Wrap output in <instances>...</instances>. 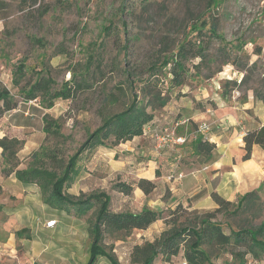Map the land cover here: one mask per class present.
<instances>
[{"label":"rangeland","instance_id":"1","mask_svg":"<svg viewBox=\"0 0 264 264\" xmlns=\"http://www.w3.org/2000/svg\"><path fill=\"white\" fill-rule=\"evenodd\" d=\"M202 21L217 25L218 34L233 47L243 45L241 58L247 74L224 66L210 79L192 76L184 86L170 90L161 76L159 88L163 95L167 91L169 103L154 111L155 123L159 127L184 122L177 128L178 135L186 138L184 149L190 147L194 123L207 125L206 135L200 138L208 143V138L225 139L234 130L239 138L264 125V0H0V89H7L17 103L15 110L0 118V139L19 141L17 169L35 164L34 153L53 154L61 163L57 170L61 169L88 133L131 101L124 69L144 80L149 62L186 37L192 23ZM109 25L112 29L107 35L103 29ZM20 64L25 67L20 86L33 83L41 74L53 80V90L81 77L91 88L69 100L55 101L51 109H44L39 101L23 102L12 84ZM120 83H124L123 90L118 89ZM140 87L136 82L131 93L143 98ZM44 115L59 126L58 137L44 132ZM127 147H98L101 153L95 148L83 154L65 189L74 196L104 193L113 213H138L143 207L162 212L163 218L146 230L106 236L102 250L113 255L117 264H132L134 246L157 239L168 228L166 222L177 218L181 224L195 217L194 213L214 210L188 208L184 196L176 194L178 187L170 190L172 179L162 178H168L163 170L151 169L154 178L148 174L147 163L158 164L162 153L151 138L143 137ZM8 168L0 148V264H87L89 226L96 208L78 217L72 210L48 206L37 186L18 182L13 173L6 175ZM139 175L152 178L155 189L151 194L145 196L136 188ZM122 182L132 185L129 195L114 188ZM262 185L257 194L260 207L235 217L216 216L226 234L247 221L253 225L264 221ZM178 204L184 212L172 215L169 211ZM48 221H56V226L47 229ZM239 251L236 247L211 250L209 264L230 263L229 252ZM246 259L247 264H264V256L258 262ZM95 264L110 262L100 256ZM153 264H183L182 254L168 262L159 256Z\"/></svg>","mask_w":264,"mask_h":264},{"label":"trees","instance_id":"2","mask_svg":"<svg viewBox=\"0 0 264 264\" xmlns=\"http://www.w3.org/2000/svg\"><path fill=\"white\" fill-rule=\"evenodd\" d=\"M37 2V0H33ZM214 4V2H212ZM122 7L121 10H125ZM207 28L205 32L203 30ZM111 25L105 27V34L111 32ZM196 34L188 39V35ZM217 45L215 50L213 46ZM243 45H231L222 35L217 32V25L205 21L195 22L189 26L186 37L173 43L172 48H166L156 58L149 62L148 75L144 80L124 69L125 80L130 89L131 101L125 105L122 111L104 118L102 123L91 133H88L83 142L70 155L61 169L53 154L34 153L32 155L35 164L24 169H17L15 164L16 148L20 145L16 139H0L2 157L9 168L4 173H13L15 179L22 184H32L39 188L43 202L56 209L73 211L78 217L86 215L96 208L93 221L89 226L91 245L88 253L87 264H95L97 258L105 257L110 264H117L113 255L104 253L102 243L107 235H127L134 230L143 231L153 223L161 220L162 212L143 207L138 213L120 212L113 213L109 209V197L104 193H91L78 196L65 192L68 183L76 172V166L83 154L98 147H115L132 141L143 135L144 127L154 119V111L164 108L169 103L167 91L163 95L159 86H162L161 76L167 80L169 89L180 88L185 85L188 78L195 76L210 79L221 72L224 66H231L239 72H245L246 63H242L241 56ZM127 47H125L126 49ZM25 67L20 64L13 73L12 84L18 87V95L23 102L39 101L44 109H51L57 100H69L85 89L91 88L81 77L78 82L63 83L60 90H53L54 82L49 76L38 74L33 83L20 86V80L24 77ZM192 72V73H190ZM205 72V73H204ZM247 74V73H246ZM245 79V77H243ZM242 80L244 82L246 80ZM141 84L140 92L143 98H139L134 90V84ZM118 89L123 90L124 83H120ZM112 95H110V98ZM146 98L147 101H146ZM262 100V99H261ZM17 107L11 93L3 88L0 89V118L7 112ZM264 107V105H263ZM44 132L48 135L59 136V126L48 115H44ZM193 143L194 148L205 159L209 157L214 145L197 138ZM243 156L246 161L251 156L253 146H258L264 151V125L254 131H248L243 136ZM59 164V165H58ZM60 167V166H59ZM263 186V185H262ZM262 186L258 189L245 193L236 202H229L217 194H212L211 199L216 208L209 213L195 214L192 219H186L179 224L177 218L166 222L168 228L153 242H145L141 246H134L131 254L132 264H153L154 260L161 258L168 262L171 258L182 254L183 262L187 264H209L211 250L216 248L236 247L242 251L229 252L232 261L226 264H247V257L254 261H260L264 256V221L253 225L247 221L235 232L226 234L221 225L217 223L216 216L235 217L251 212L260 198L257 196ZM114 188L129 195L133 191L132 185L117 183ZM138 188L145 196L151 194L155 185L146 179H138ZM262 204V203H261ZM257 207H260L257 206ZM172 215L183 213L181 205H177Z\"/></svg>","mask_w":264,"mask_h":264},{"label":"crops","instance_id":"3","mask_svg":"<svg viewBox=\"0 0 264 264\" xmlns=\"http://www.w3.org/2000/svg\"><path fill=\"white\" fill-rule=\"evenodd\" d=\"M198 125L194 123L192 126L197 128ZM236 135L238 132L234 130V133L226 135L228 137L225 139L224 136L220 140L208 138L214 149L206 159L194 148L193 140L189 141L190 147L187 149L181 148L183 145L176 146L173 150L162 151L158 156V164L155 161L147 163L148 174L154 178L151 175L152 170H163L168 178L164 176L162 178L172 179V184L168 185L170 190L172 191L171 188L176 185L177 196H184V204L194 210L215 209L216 205L211 199L213 193L226 201L235 202L245 193L258 189L264 183V151L258 146H253L250 158L243 161V135L241 134L239 138H236ZM200 136L201 134L198 138ZM142 138L143 136L134 138L130 142L121 144V147L129 148L127 146L130 143L139 142ZM96 153H101V149L98 148ZM178 174L182 178L177 179ZM150 176L147 178L139 175L138 179L151 181Z\"/></svg>","mask_w":264,"mask_h":264},{"label":"built area","instance_id":"4","mask_svg":"<svg viewBox=\"0 0 264 264\" xmlns=\"http://www.w3.org/2000/svg\"><path fill=\"white\" fill-rule=\"evenodd\" d=\"M184 122L178 120L175 122L173 126L162 125L157 127L155 122H151L144 127L143 137L148 136L152 139L155 144V149L157 151H164L169 149H175L176 146H183L186 143V138L182 135H178L177 128L182 125ZM208 131V127L206 124H202L201 126L195 129L194 134L191 139L196 140L198 138V134L205 135ZM177 179L182 178L180 174L176 176ZM56 226V221H48L45 223V227L47 229H52ZM183 264H187L183 262Z\"/></svg>","mask_w":264,"mask_h":264}]
</instances>
